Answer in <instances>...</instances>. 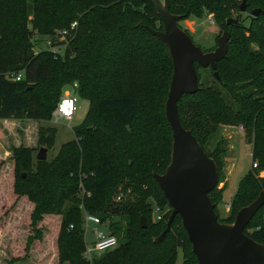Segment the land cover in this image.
<instances>
[{
  "label": "trees",
  "instance_id": "trees-1",
  "mask_svg": "<svg viewBox=\"0 0 264 264\" xmlns=\"http://www.w3.org/2000/svg\"><path fill=\"white\" fill-rule=\"evenodd\" d=\"M239 6L236 0H169V11L181 17L179 22L206 12L229 33L226 58L216 64L220 81L208 69L214 84L203 85V69L195 65L199 90L177 104L181 125L215 161L218 178L222 149L219 143L206 149L217 126L238 121L254 132L251 159L257 168L240 183L237 204L223 223H231L264 189V181L256 179L264 171V26L255 29L264 16L249 18L247 27L243 20L227 26ZM254 9L264 12V0H246L247 12ZM73 21L76 27L65 41L55 42V32ZM146 27L162 30L151 0H0V120L47 122L68 84H76L70 89L87 102L82 120L71 128L72 139L50 161H32L33 149H12V176L0 178L3 217L9 218L6 211L14 201L25 198L32 204L27 221L35 239L36 224L45 215L59 216L57 264H175L178 250L182 264H197L179 216L164 240L153 242L171 214L153 174H163L170 162L165 103L173 67L164 44ZM33 33L64 47L62 56L48 50L32 53ZM17 74L19 81L14 80ZM55 132L40 127L37 145L51 148ZM213 193L208 198L215 205ZM153 204L166 210L161 222H152ZM82 211L110 222L119 243L94 262L83 257ZM260 213L262 221L253 227ZM244 233L264 245V206Z\"/></svg>",
  "mask_w": 264,
  "mask_h": 264
},
{
  "label": "water",
  "instance_id": "water-1",
  "mask_svg": "<svg viewBox=\"0 0 264 264\" xmlns=\"http://www.w3.org/2000/svg\"><path fill=\"white\" fill-rule=\"evenodd\" d=\"M151 2L161 20L162 30L146 29L164 44L173 67L165 103V117L172 141L170 162L163 174H153L171 214L164 231L153 242H162L174 218L179 216L197 264H264V245L244 233L264 206V191L253 202L239 209L231 223H221L215 205L208 198L218 183V168L191 131L183 128L177 111V104L183 96L193 95L199 90L195 65L200 69H210L214 78L220 81L216 64L226 58L229 33L224 30L216 40V47L204 51L179 27L181 17L170 13L169 0ZM239 14H246L250 19L260 14L264 16L261 9L247 12L246 0L240 4ZM240 21V17L228 19L225 24L238 25ZM34 159L44 162L45 148H39ZM140 224L142 229L146 228L143 218Z\"/></svg>",
  "mask_w": 264,
  "mask_h": 264
},
{
  "label": "rangeland",
  "instance_id": "rangeland-1",
  "mask_svg": "<svg viewBox=\"0 0 264 264\" xmlns=\"http://www.w3.org/2000/svg\"><path fill=\"white\" fill-rule=\"evenodd\" d=\"M241 1L242 0H236L238 6L241 4ZM238 15V10H232L228 18L236 19ZM241 20H243V26L247 27L249 24L248 16L242 14ZM31 23L32 19L29 18L26 24L27 29H30ZM178 25L187 32L195 45L205 51L213 50L216 47V40L223 32L222 26L216 22L214 15L206 12L199 18L190 17L187 20L179 22ZM263 26V19L258 20L257 27H255L256 31H261ZM30 43V51L32 53L47 50L46 37L38 36L33 33L30 38ZM250 48L253 51L258 50L257 45L253 42L250 43ZM55 50L60 57L62 56L64 47L61 46L55 48ZM69 57L72 58L73 55L71 54ZM200 75V82L203 85L214 84L208 69L200 70ZM70 87H73L72 84L64 85L61 88L58 98L63 96L64 92H69L70 94ZM72 94L76 95V92L73 91ZM77 98L75 103L76 111L70 121L62 119L55 120L50 115L47 122H37L35 125L33 124V126L29 125L25 127V133L17 130L16 133L18 135L15 140L13 137H10L7 141H4L5 148H8L7 152H9V154L6 158L0 160V178L8 180L7 178L12 176V171L8 162L11 157L12 149L19 147L33 149L32 161H34L37 150L39 148H44L37 145V134L40 127L54 128L56 131L52 147L46 150L45 161L47 162L55 156L62 144L72 139L71 128L82 120L87 108V102L79 97ZM239 128H242L241 133L238 132ZM253 133L250 127L238 121L220 123L217 126L213 139L208 142L209 144L206 146L209 152L213 150V147L217 143H219L222 149L220 156L222 170L218 178L215 193L211 195L215 202L218 220L221 221V223L228 217L232 208L236 206L240 183L251 170L250 167L253 163L251 159ZM23 134H26L28 138L30 136V140L23 137ZM21 176L25 177V174L22 173ZM256 179L264 181V171H259L256 174ZM115 195L116 193L113 194V196ZM2 204L3 202H0V206ZM31 210L32 204L25 198H21L19 201L16 200L9 206L8 211H6L7 214H10L8 219L5 216L3 217L2 214L4 210L0 208V264H57L56 238L60 218L55 215H45L42 220L36 224L39 234L35 239L34 233L29 226V221H27V217ZM6 213H4V215ZM262 218V213L258 214L252 222V226H258ZM152 222L156 223L153 216ZM176 224V226L179 227V222H176ZM109 226L110 222L109 224H105L104 227H97L91 224L87 225L83 234L85 247L87 249L92 247L91 244L94 241L93 228L105 231L106 233L108 230L111 234ZM103 254L104 253L93 252L91 254L92 262L102 257ZM182 262L183 254L181 250H178L175 264H182Z\"/></svg>",
  "mask_w": 264,
  "mask_h": 264
},
{
  "label": "built area",
  "instance_id": "built-area-1",
  "mask_svg": "<svg viewBox=\"0 0 264 264\" xmlns=\"http://www.w3.org/2000/svg\"><path fill=\"white\" fill-rule=\"evenodd\" d=\"M76 27V23L75 21L71 22L68 25L67 29H62L59 31H56L53 39L58 42L61 41H65V39L68 37L69 32L73 31ZM46 48L48 51H50L52 54H57V51L55 50V48H59L57 46H52V42L50 40V38H46ZM15 81H19L20 80V75L17 74L14 77ZM76 85H73V88ZM72 89H71V93L69 94V92H64L63 96H61L58 99V102L55 105L54 110L51 113V116L53 117V119L57 120V119H62L65 121H70L73 116L74 113L76 111L75 108V103L76 100L78 99L76 97V95L72 94ZM238 132H242V128L238 129ZM251 169H256L257 168V164L256 163H252ZM86 196H90L89 193L86 194ZM120 196L117 197V200H120ZM81 209V207H80ZM166 210L162 209L161 207H159L156 204L152 205V216L155 220V222H161L164 219V214H165ZM81 218H82V227L83 229L87 228V225H93V226H97V227H104L105 223H102L100 218H98L96 215L90 214V213H86L84 211H82L81 214ZM93 234H94V241L91 244L92 247L90 249H87L85 247L84 249V253H83V257L84 259H86L87 261H92L91 259V254L93 252L95 253H106L109 252L113 249H115L118 245L117 240L114 236H112L108 230L107 233L105 231H101L98 230L96 228H93L92 230Z\"/></svg>",
  "mask_w": 264,
  "mask_h": 264
},
{
  "label": "crops",
  "instance_id": "crops-1",
  "mask_svg": "<svg viewBox=\"0 0 264 264\" xmlns=\"http://www.w3.org/2000/svg\"><path fill=\"white\" fill-rule=\"evenodd\" d=\"M37 122L34 121H14V120H0V160L2 158H6L9 154L8 148H5L4 141L8 140L10 137H13L14 140L17 138L16 131L19 130L22 133H25L26 130L25 127H28L29 125L33 126ZM32 128V127H30ZM23 137L27 138V140H30V136L26 134L22 135Z\"/></svg>",
  "mask_w": 264,
  "mask_h": 264
}]
</instances>
